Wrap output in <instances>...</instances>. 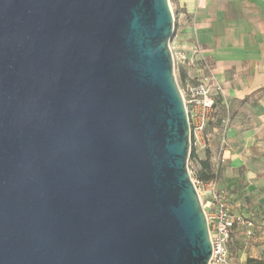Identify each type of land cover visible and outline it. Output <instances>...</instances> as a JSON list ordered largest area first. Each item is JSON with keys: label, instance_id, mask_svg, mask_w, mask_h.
I'll use <instances>...</instances> for the list:
<instances>
[{"label": "water", "instance_id": "1", "mask_svg": "<svg viewBox=\"0 0 264 264\" xmlns=\"http://www.w3.org/2000/svg\"><path fill=\"white\" fill-rule=\"evenodd\" d=\"M169 0H0V264H207Z\"/></svg>", "mask_w": 264, "mask_h": 264}, {"label": "crops", "instance_id": "2", "mask_svg": "<svg viewBox=\"0 0 264 264\" xmlns=\"http://www.w3.org/2000/svg\"><path fill=\"white\" fill-rule=\"evenodd\" d=\"M172 1L171 44L188 55L198 47L203 58L202 71L180 68L182 83H193L203 72L225 91L215 98L207 145L193 150V157L216 180L231 211L253 220V238L242 229L231 232L251 238L244 248L247 264L264 256V0Z\"/></svg>", "mask_w": 264, "mask_h": 264}, {"label": "built area", "instance_id": "3", "mask_svg": "<svg viewBox=\"0 0 264 264\" xmlns=\"http://www.w3.org/2000/svg\"><path fill=\"white\" fill-rule=\"evenodd\" d=\"M173 23L175 25L174 15ZM169 48L174 68L176 66L180 69L187 66L196 68L198 72L202 71L203 58L198 47L190 55L173 46L171 42ZM192 80H194L193 83H189L183 89L179 88L188 119L190 150H195L205 148L207 145L206 130L215 112V98L224 96L225 91L214 82L212 76H207L203 72ZM224 150L225 143L222 142L218 148L219 163L224 162ZM191 179L199 196L209 231L211 256L207 264H235L226 250L228 239L235 228L242 229L247 237H252L253 220L231 211L228 200L216 189L215 179L206 182L197 178L191 177ZM207 201L211 205L209 210L206 208Z\"/></svg>", "mask_w": 264, "mask_h": 264}, {"label": "rangeland", "instance_id": "4", "mask_svg": "<svg viewBox=\"0 0 264 264\" xmlns=\"http://www.w3.org/2000/svg\"><path fill=\"white\" fill-rule=\"evenodd\" d=\"M169 4L171 6V11L172 14L174 15V5H173V1L169 0ZM174 73H175V77L177 79V82L179 84V87L181 89L184 88V84L182 83L181 80V76H180V69L178 67L175 66L174 68ZM191 152L194 151L193 149L190 150V155H189V159H188V169H189V173L191 175L192 178H197L199 180H202V176L201 173H205V170L202 168V166H199L196 164L194 157L191 156ZM253 238V236L251 237ZM251 238H246L244 236V234H240V235H230L227 245H226V250L227 252L230 254V257L233 258L236 264H244V259H245V251L244 248L247 246V244L249 243ZM258 260L262 261L264 260V256H258L257 257Z\"/></svg>", "mask_w": 264, "mask_h": 264}, {"label": "trees", "instance_id": "5", "mask_svg": "<svg viewBox=\"0 0 264 264\" xmlns=\"http://www.w3.org/2000/svg\"><path fill=\"white\" fill-rule=\"evenodd\" d=\"M191 156H193V152H191ZM202 168L205 170V173L204 174L201 173V176L203 178L201 181L206 182V181L211 180L212 178L209 175L208 169L206 170V166L204 167L202 165ZM247 264H264V260L260 261V260L248 259Z\"/></svg>", "mask_w": 264, "mask_h": 264}]
</instances>
